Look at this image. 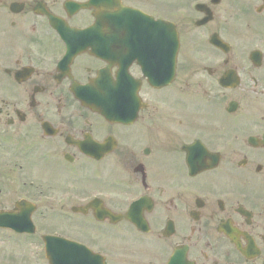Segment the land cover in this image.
Segmentation results:
<instances>
[{"label":"flooded vegetation","instance_id":"af4514ba","mask_svg":"<svg viewBox=\"0 0 264 264\" xmlns=\"http://www.w3.org/2000/svg\"><path fill=\"white\" fill-rule=\"evenodd\" d=\"M0 217V264H264V0H0Z\"/></svg>","mask_w":264,"mask_h":264},{"label":"water","instance_id":"95a60500","mask_svg":"<svg viewBox=\"0 0 264 264\" xmlns=\"http://www.w3.org/2000/svg\"><path fill=\"white\" fill-rule=\"evenodd\" d=\"M173 39H172V43H173ZM49 245V248H48V258H49V261H50V264H67V262L63 259H60L57 254H56V251L55 249Z\"/></svg>","mask_w":264,"mask_h":264},{"label":"rangeland","instance_id":"374dc122","mask_svg":"<svg viewBox=\"0 0 264 264\" xmlns=\"http://www.w3.org/2000/svg\"><path fill=\"white\" fill-rule=\"evenodd\" d=\"M50 225L53 227H61L60 222H51Z\"/></svg>","mask_w":264,"mask_h":264}]
</instances>
